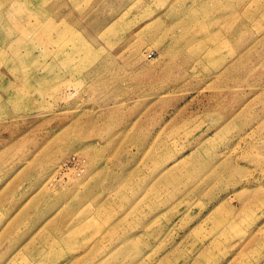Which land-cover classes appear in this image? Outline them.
Instances as JSON below:
<instances>
[{
  "label": "rangeland",
  "instance_id": "obj_1",
  "mask_svg": "<svg viewBox=\"0 0 264 264\" xmlns=\"http://www.w3.org/2000/svg\"><path fill=\"white\" fill-rule=\"evenodd\" d=\"M0 264H264V0H0Z\"/></svg>",
  "mask_w": 264,
  "mask_h": 264
}]
</instances>
